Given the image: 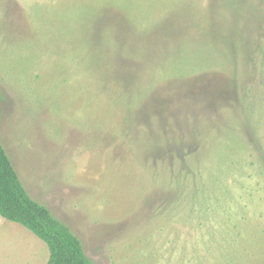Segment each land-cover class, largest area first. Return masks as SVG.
I'll return each mask as SVG.
<instances>
[{"label":"rangeland","instance_id":"1","mask_svg":"<svg viewBox=\"0 0 264 264\" xmlns=\"http://www.w3.org/2000/svg\"><path fill=\"white\" fill-rule=\"evenodd\" d=\"M0 142L95 264H264V0H0Z\"/></svg>","mask_w":264,"mask_h":264},{"label":"trees","instance_id":"2","mask_svg":"<svg viewBox=\"0 0 264 264\" xmlns=\"http://www.w3.org/2000/svg\"><path fill=\"white\" fill-rule=\"evenodd\" d=\"M0 215L19 223L46 244V264H95L69 226L27 193L1 142Z\"/></svg>","mask_w":264,"mask_h":264},{"label":"crops","instance_id":"3","mask_svg":"<svg viewBox=\"0 0 264 264\" xmlns=\"http://www.w3.org/2000/svg\"><path fill=\"white\" fill-rule=\"evenodd\" d=\"M3 218V217H2ZM5 219V218H4ZM6 221H10V220H7V219H5ZM10 222H12V223H16V222H14V221H10ZM19 224V223H18ZM20 225V224H19ZM0 226H1V223H0ZM22 226V225H21ZM25 228V227H24ZM28 230V229H27ZM31 232V231H30ZM22 241H23V239H21ZM31 239H30V237L28 236V237H26V247H27V258H26V260H27V264H30V262H33V258H32V256H31V254H30V252L32 251V248H33V246H32V243H31V241H30ZM7 256H10V257H13L14 259H13V262L11 263V264H24V260H25V258H23V259H21V260H17L16 258H18V257H22L23 256V249H21V253L19 254L18 253V251L15 249V248H13L12 250H11V253H10V255H7ZM17 261H19V262H17Z\"/></svg>","mask_w":264,"mask_h":264}]
</instances>
